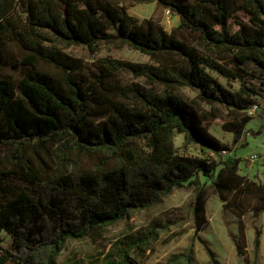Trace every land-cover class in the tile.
<instances>
[{"label": "trees", "instance_id": "trees-1", "mask_svg": "<svg viewBox=\"0 0 264 264\" xmlns=\"http://www.w3.org/2000/svg\"><path fill=\"white\" fill-rule=\"evenodd\" d=\"M133 1H157L180 17V25L169 32L152 19L140 21L119 0H0V158L8 159L0 161V232L11 238L10 245L0 238V264H61L69 241L189 185L196 187L199 230L210 187L225 207L227 194L250 193L259 203L255 213L264 211V182L240 174L248 158L222 160V151L233 148L204 124L219 117L221 107L247 112L264 95V0ZM20 3L27 5L26 26L14 17ZM177 31L195 34L198 44ZM11 40L21 63L32 67L17 82L3 76L4 48ZM102 44L137 50L154 63L103 57L99 73L86 83L78 72L80 58L66 49L96 52ZM126 70L152 87L122 85L117 75ZM212 72L239 79L240 89L227 88ZM181 87L196 97L183 98L176 92ZM252 118L238 116L227 124L235 148L247 143L241 140ZM177 133H183L185 145H200L208 154L181 152ZM84 158L94 163L82 168L75 162ZM158 226L116 242L104 263L138 264L133 253L151 243ZM201 241L212 263L221 264ZM195 263L189 247L165 264Z\"/></svg>", "mask_w": 264, "mask_h": 264}, {"label": "rangeland", "instance_id": "rangeland-1", "mask_svg": "<svg viewBox=\"0 0 264 264\" xmlns=\"http://www.w3.org/2000/svg\"><path fill=\"white\" fill-rule=\"evenodd\" d=\"M119 1L131 15L140 21L152 19L159 22L169 32L180 25V17L159 5L157 1L149 3H136L133 0ZM21 4L16 9L14 17L22 26H26L28 25L26 22L27 5ZM240 15L245 16L244 13ZM177 33L188 42L198 44L195 34L184 31H177ZM66 52L80 58L82 65L78 72L84 77L86 83H91L95 79L94 74L99 73L100 60L103 57L118 58L133 63H154L148 55L137 50L110 44H102L96 52L84 46H71L66 49ZM4 54L8 64L3 68V76L17 82L32 69L31 66L21 63L22 56L15 41H7ZM40 67L61 76V72L50 65L42 64ZM212 73L227 88L234 91L240 89L239 79L228 81L218 73ZM117 76L122 85L139 84L152 87L144 78L137 77L127 70L120 72ZM251 82L260 86L259 80ZM156 88L159 86L156 85ZM176 92L188 100L197 95L189 87L178 88ZM121 99L126 100L122 95ZM244 115L249 114L246 111L237 112L221 107L220 116L204 121V124L220 142L233 148L223 153L222 160L232 161L234 156L248 158L246 162H241L240 174L244 178L264 182V134L259 135L254 122L251 124L249 122L247 129H253L250 131L254 133L247 135L246 132L245 137L248 142L235 148L234 133L227 127V124L229 126L234 118ZM175 142L177 148L183 153L196 156L208 154L207 150L200 145H185L183 133L176 134ZM0 161L8 164L5 155L0 158ZM48 161L51 162L50 159ZM75 162L82 168H89L94 160L84 158L75 159ZM75 162L73 161V164ZM204 179L207 178L204 177ZM207 181L210 182V179ZM195 189V185L176 189L149 209L136 211L114 225L94 231L84 239L69 241L60 256V263L105 264L103 258L116 242L121 241L127 235L144 234L151 225L158 224V233L151 238V243L133 253L138 264H165L173 254L183 252L189 247H193L195 264H213L201 239L213 250L221 264H264V211L255 213V207L259 205L255 202L256 196L250 193L239 196L231 192L227 194L229 206L225 207L219 194L213 187H210L207 191L205 223L199 230L194 213ZM235 207L240 210V214L233 210ZM0 238L5 245H10L11 238L6 232H0Z\"/></svg>", "mask_w": 264, "mask_h": 264}, {"label": "crops", "instance_id": "crops-1", "mask_svg": "<svg viewBox=\"0 0 264 264\" xmlns=\"http://www.w3.org/2000/svg\"><path fill=\"white\" fill-rule=\"evenodd\" d=\"M258 103L260 105V109L258 110V112L254 115V117L252 118V120L250 121L249 124L253 123L255 124V129L258 133H260L259 135L264 134V95L262 97H258ZM253 130V129H250ZM247 129V135H251L254 132L250 131ZM242 142H248V139L246 137L243 138ZM240 144V143H239Z\"/></svg>", "mask_w": 264, "mask_h": 264}, {"label": "built area", "instance_id": "built-area-1", "mask_svg": "<svg viewBox=\"0 0 264 264\" xmlns=\"http://www.w3.org/2000/svg\"><path fill=\"white\" fill-rule=\"evenodd\" d=\"M260 109V105H259V103L258 102H256L254 105H252L249 109H248V114L250 115V116H254L257 112H258V110ZM227 152V150H223L222 151V153H226Z\"/></svg>", "mask_w": 264, "mask_h": 264}]
</instances>
